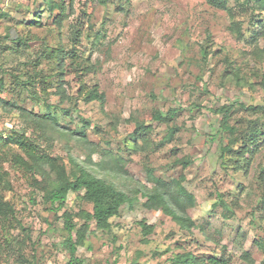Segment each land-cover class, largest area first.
I'll use <instances>...</instances> for the list:
<instances>
[{
    "label": "rangeland",
    "instance_id": "374dc122",
    "mask_svg": "<svg viewBox=\"0 0 264 264\" xmlns=\"http://www.w3.org/2000/svg\"><path fill=\"white\" fill-rule=\"evenodd\" d=\"M237 1L229 0L228 7L241 23V36L231 30L228 12L205 0H63L60 25L54 21L58 11L51 13L45 0H0V98L27 111H52L48 105L69 108L60 122L75 129L80 118L86 119L87 143L39 127L3 103L0 135L25 132L38 150L58 156L66 168L70 157L94 166L102 151L123 158L127 176L110 180L135 200L122 205L109 230L89 222L76 251L84 264H127L133 259L170 264L169 258L185 252L203 259L223 254L229 264H249L242 257L245 251L252 264H264L255 243H264V143L247 159L224 161L220 145L226 139L214 111L236 101L264 105V36L249 41V12L241 11ZM74 28L78 40L72 38ZM20 36L27 38L28 47L21 45L13 53ZM41 43L68 51L63 97L57 82L49 79L56 70L52 63L44 55L37 64L31 62ZM72 50L75 55L69 57ZM79 62L88 64L81 73L75 70ZM35 70L48 78L43 91L34 82L39 97H31L22 84ZM233 70L239 71L240 80ZM82 81L87 87L96 84L103 102L82 100L77 93ZM169 109L175 110L173 119H154L156 111ZM248 119L264 125L263 112L243 109L229 123L242 127ZM140 123L146 127L137 132ZM13 152L22 154L14 144L0 148V174L7 180L2 193L15 208L14 219L0 218V264H64L63 209H50L33 184L32 177L40 180L42 173L11 164ZM149 170L165 180H180L193 195V205L186 209L193 226L180 227L161 209L143 206L142 193L152 186ZM65 209L90 211L91 205L70 191ZM73 218L77 226L84 222L80 215ZM142 224L150 228L145 231Z\"/></svg>",
    "mask_w": 264,
    "mask_h": 264
},
{
    "label": "trees",
    "instance_id": "16d2710c",
    "mask_svg": "<svg viewBox=\"0 0 264 264\" xmlns=\"http://www.w3.org/2000/svg\"><path fill=\"white\" fill-rule=\"evenodd\" d=\"M209 5L223 9L228 14L233 16V9L228 7L229 0H205ZM48 10L52 13L57 10L58 17L54 20L57 25H60L61 20L65 17V4L63 0L53 1L45 0ZM236 5L241 11H248L249 20L246 31L249 32L250 42H256L257 38L264 36V0H243L237 1ZM36 21V20H35ZM231 30L237 33L238 36L244 35L241 29V23L238 20H231ZM75 29L73 39H79V32ZM99 31H97L98 35ZM18 44L12 47L13 53H18L21 50V45L24 48L28 47L27 38L18 37ZM74 47V46H73ZM37 57L32 63L37 64L40 56L44 55L46 59L56 68L54 76H50L51 81L57 82L56 88L60 97L65 95L62 77L64 68V59L68 51L63 47L48 46L41 43ZM203 56H206L207 50L203 48ZM75 55V51L69 55ZM88 64L83 62L77 63L75 70H83ZM236 80H240L239 71H232ZM46 77V76H45ZM240 77V78H239ZM19 78V76H16ZM40 84V90H45L44 84L48 83V78L41 77L38 71H34L32 75L27 77L25 82L22 81L23 88L31 97H39L37 91H34V82ZM47 85V84H46ZM49 85V84H48ZM77 93L81 99L88 102L98 100L103 102L104 94L99 91L96 84L87 87L82 81L79 85ZM0 103L12 105L21 111L22 115H27L35 123L42 128H50L60 135L70 133L76 135L78 141L87 143L85 139V125L87 120L80 118L81 125L75 129L67 128L60 122V116L69 115V108H61L60 106H51L52 111L34 112L27 111L23 107L16 104H9L6 100L0 98ZM240 107V108H239ZM77 109V107H75ZM251 112H263L264 105L260 104H245L242 102L224 103L217 107L214 111L220 115L219 133L226 139L220 145V155L227 160H243L247 159L246 155L258 150L264 143V125L258 119H248L246 126H238L229 123L232 114L239 109ZM175 116V110L169 109L165 113L156 111L153 115L155 120L168 122ZM144 124H138L136 131L145 129ZM147 129V128H146ZM170 133L173 129H170ZM9 144H14L22 153L13 152L10 157V162L13 165L21 166L24 169H29L32 172L36 170L42 173V178L37 180L32 177L33 184L36 188L42 191V197L45 202L49 203L50 209L60 211L63 209L60 216L63 219V229L67 232V236L62 241V246L67 250L68 257L64 264H84V261L77 256V246L85 240V235L89 229V222L94 221L96 228L109 230L111 227V218L120 215L121 207L126 202L132 203L135 197H131L124 190L116 187L110 180L114 177L127 176L121 164L123 158L120 155L112 154L111 152H100L101 160L94 163V166L89 165L87 161H78L70 157V168H66L64 163L60 162L58 156L46 153L44 150H38V144L25 132L19 130H9L5 137L0 135V148L6 147ZM148 178L152 186L142 193L145 198L143 206L147 209H161L166 215H169L174 221L179 223L180 227L190 228L194 225L193 220L187 215L186 209L193 205V195L188 192L185 186L178 179L165 180L156 177L152 172L147 171ZM7 184V180L2 178L0 174V218L10 220L15 218V208L12 203L2 193V185ZM75 192L86 203L91 205L90 211H80L72 213L65 209L67 195L69 192ZM80 215L84 218V222L77 226L74 221V216ZM143 229L147 231L150 226L142 224ZM73 232L76 235L73 238ZM18 242V240H17ZM19 243V242H18ZM257 247L264 254V243L262 240H255ZM242 257L249 264H252V259L248 252H243ZM228 258L223 254L218 257L215 255L208 256L207 259L195 256L191 252L177 253L171 258L170 264H229ZM127 264H153L150 262H140L137 259L131 260ZM159 264V263H155Z\"/></svg>",
    "mask_w": 264,
    "mask_h": 264
}]
</instances>
